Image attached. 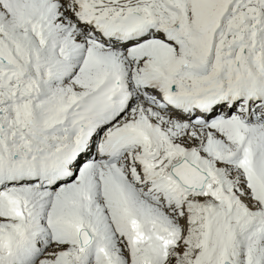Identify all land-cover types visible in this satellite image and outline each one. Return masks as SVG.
I'll use <instances>...</instances> for the list:
<instances>
[{
	"label": "snow or ice",
	"instance_id": "6c2138e0",
	"mask_svg": "<svg viewBox=\"0 0 264 264\" xmlns=\"http://www.w3.org/2000/svg\"><path fill=\"white\" fill-rule=\"evenodd\" d=\"M0 264H264V0H0Z\"/></svg>",
	"mask_w": 264,
	"mask_h": 264
}]
</instances>
